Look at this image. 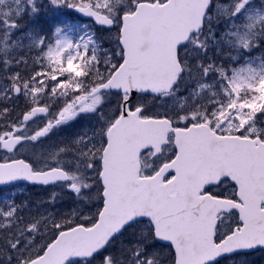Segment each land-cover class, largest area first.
<instances>
[{
  "label": "snow or ice",
  "instance_id": "1",
  "mask_svg": "<svg viewBox=\"0 0 264 264\" xmlns=\"http://www.w3.org/2000/svg\"><path fill=\"white\" fill-rule=\"evenodd\" d=\"M0 264H264V0H0Z\"/></svg>",
  "mask_w": 264,
  "mask_h": 264
}]
</instances>
